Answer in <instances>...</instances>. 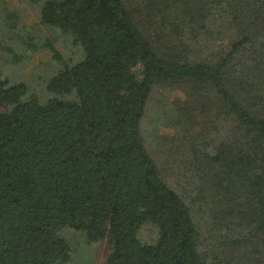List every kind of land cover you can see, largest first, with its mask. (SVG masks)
I'll list each match as a JSON object with an SVG mask.
<instances>
[{"label": "trees", "instance_id": "1", "mask_svg": "<svg viewBox=\"0 0 264 264\" xmlns=\"http://www.w3.org/2000/svg\"><path fill=\"white\" fill-rule=\"evenodd\" d=\"M33 2L78 51L46 40V98L0 68V264H68L67 228L108 238L104 264H264V0ZM20 15L17 60L40 47Z\"/></svg>", "mask_w": 264, "mask_h": 264}, {"label": "rangeland", "instance_id": "2", "mask_svg": "<svg viewBox=\"0 0 264 264\" xmlns=\"http://www.w3.org/2000/svg\"><path fill=\"white\" fill-rule=\"evenodd\" d=\"M19 12L23 24L29 28V32L35 35L40 47L37 51L31 50L29 55L22 60L15 59V50L9 47L17 45L16 40L5 39L0 41V68L10 75L12 80H24L30 85V93L41 98H46L45 79L55 70L54 54L52 46H46V40L64 56L70 57L78 51L70 45L67 38L53 29L41 25L38 13V6L33 0H0V18L4 17L7 10ZM28 32V31H27ZM25 35L26 32L24 33ZM5 37L0 29V37ZM18 51L20 47H15ZM78 55V52H77ZM184 97L180 89H168L155 91L148 107L146 116L143 119L144 132L152 152L160 156L161 151L158 143V135L171 134L172 128L166 126L164 121V106L175 98ZM155 139L151 144V140ZM150 233L147 232V236ZM61 235L71 241L74 252L73 259L68 264H104L110 253V241L106 238L99 242H88L82 231L67 228Z\"/></svg>", "mask_w": 264, "mask_h": 264}]
</instances>
